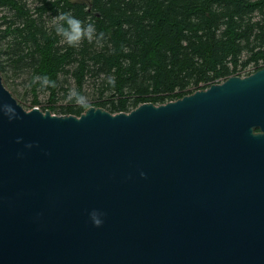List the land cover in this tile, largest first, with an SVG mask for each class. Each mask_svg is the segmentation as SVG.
Masks as SVG:
<instances>
[{"label": "water", "instance_id": "water-1", "mask_svg": "<svg viewBox=\"0 0 264 264\" xmlns=\"http://www.w3.org/2000/svg\"><path fill=\"white\" fill-rule=\"evenodd\" d=\"M0 100V264H264V66L130 112Z\"/></svg>", "mask_w": 264, "mask_h": 264}, {"label": "trees", "instance_id": "trees-1", "mask_svg": "<svg viewBox=\"0 0 264 264\" xmlns=\"http://www.w3.org/2000/svg\"><path fill=\"white\" fill-rule=\"evenodd\" d=\"M0 8L10 11L0 30L5 86L22 104L7 65L27 68L31 107L44 91L42 110L53 113L130 112L264 66V0H0ZM60 13L92 23L93 41L64 42L51 23ZM77 92L94 101L77 104Z\"/></svg>", "mask_w": 264, "mask_h": 264}, {"label": "clouds", "instance_id": "clouds-1", "mask_svg": "<svg viewBox=\"0 0 264 264\" xmlns=\"http://www.w3.org/2000/svg\"><path fill=\"white\" fill-rule=\"evenodd\" d=\"M55 27L57 35L61 36L63 41L66 42L71 47H78L84 39H87L90 43L93 41L95 34V26L92 23H85L77 18H75L71 13H60L58 16L53 17L52 22ZM37 77L36 79H38ZM46 81L48 77H43ZM70 91H72L70 89ZM76 103L78 104L79 100L85 99L82 93H76ZM7 105L9 108L14 107L0 100V105ZM82 107H87L88 105H80ZM94 224L99 227L101 226V221L98 219L93 220Z\"/></svg>", "mask_w": 264, "mask_h": 264}, {"label": "rangeland", "instance_id": "rangeland-1", "mask_svg": "<svg viewBox=\"0 0 264 264\" xmlns=\"http://www.w3.org/2000/svg\"><path fill=\"white\" fill-rule=\"evenodd\" d=\"M7 16L9 18L10 11L6 8H0V30L6 27V24L4 22V16ZM2 42V41H1ZM2 58L3 55H1ZM8 66V70L10 74L9 84L11 85L12 89L14 90V93L16 97H18L22 101V105L26 109H31L32 100L34 99V95L31 92V90L28 88V79H29V71L27 68H20L15 70L14 72L11 69L10 65ZM3 74V73H2ZM85 99H81L79 102H87L91 103L94 101L93 95H84ZM38 98L40 100V104L37 105L39 108L48 107V98L49 95L47 92L39 91ZM65 100H61L60 103H65ZM56 114H59L57 112H54Z\"/></svg>", "mask_w": 264, "mask_h": 264}, {"label": "built area", "instance_id": "built-area-1", "mask_svg": "<svg viewBox=\"0 0 264 264\" xmlns=\"http://www.w3.org/2000/svg\"><path fill=\"white\" fill-rule=\"evenodd\" d=\"M251 73V72H250ZM244 76V75H243Z\"/></svg>", "mask_w": 264, "mask_h": 264}]
</instances>
